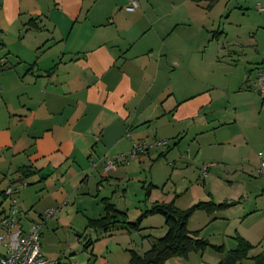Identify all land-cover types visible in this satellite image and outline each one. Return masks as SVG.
Here are the masks:
<instances>
[{"label": "crops", "instance_id": "0c3cea01", "mask_svg": "<svg viewBox=\"0 0 264 264\" xmlns=\"http://www.w3.org/2000/svg\"><path fill=\"white\" fill-rule=\"evenodd\" d=\"M230 1L140 0L130 11L128 0H0V216L8 206L3 191L21 184L22 222L58 207L50 228L87 239L82 264H128L131 250L147 251L167 232L162 214L145 213L156 203L227 204L195 211L190 231L233 217L240 201L217 199L213 184L220 163L260 165L254 148L264 145V26L253 23L230 40ZM172 139H187L189 155L175 154L167 170L158 161H168ZM138 141L151 146L104 171L107 157L131 152ZM190 159L210 164L204 192L197 185L155 196L156 176ZM108 203L127 223L90 226L107 215ZM256 212L244 209L233 222ZM197 213L208 215L200 227ZM254 231L264 236V222L252 233H224L229 241L206 239L234 249L237 235L254 244ZM46 239L47 232L42 253L57 258Z\"/></svg>", "mask_w": 264, "mask_h": 264}, {"label": "rangeland", "instance_id": "374dc122", "mask_svg": "<svg viewBox=\"0 0 264 264\" xmlns=\"http://www.w3.org/2000/svg\"><path fill=\"white\" fill-rule=\"evenodd\" d=\"M259 3L260 2H258V0L230 1L231 10L226 14L228 15L230 13V19L233 23V25L228 30L230 40L238 39L241 33L243 35L244 31H248L251 28L248 27V29H246V26H250L253 23H259L264 26V19L260 18L264 12L259 10ZM228 16H226V18ZM262 20L263 22H261ZM241 24H243V30L241 28ZM233 128L236 129V127ZM219 133L220 132L217 133V136H219ZM178 140L179 139L170 140L169 144L173 146L171 149V151H173L170 155H168V161L166 158L158 161V163H161L159 167L163 166L168 170L170 167L168 162L172 161V163H174L173 160L177 158L175 154L179 156H182L181 154L189 155V152L187 151L188 147H185L187 139L181 143L179 142L177 145H174V143ZM261 144L260 146L254 148V152L256 154L254 155V159L258 157L260 162V152L264 155V145ZM233 150L235 149L233 148ZM191 159L187 161L189 162L188 164L183 165V163H178L175 169L170 168V173H163L161 175L158 174L156 176L157 191L154 192V195L158 197H163L164 195L168 196V194L177 195L178 189L180 191L189 187V189L192 190L197 185V189H202L204 192L203 181H205L208 177V175H204V167L210 164L203 163L201 166H198ZM217 164H219V162H217ZM220 166H222L221 169L218 168V165L217 167H212L213 170L218 168L219 171L216 173V179L214 180L213 184L216 198L222 200L225 197H228L230 200L235 199L240 201L231 209V212H233V217L240 216L244 209H246V214L253 210H257V212L254 215L248 214L247 216H244L242 221L240 220L239 222L235 223L233 222V217H227L220 220L216 219L214 220V225H210L212 227L208 229L205 227L206 229H201V232H191L192 234L198 232L195 235H197L196 237L199 238H208L213 241H223L226 238L224 241H229V236H225L224 233H228L229 235V231L239 227L244 230H248L249 233H252L251 231L255 230L256 226L264 222V178L259 175L260 165L258 166L257 171L254 167H247L246 162H239L238 164H235V166L225 162L220 163ZM208 185L210 187L209 183ZM205 192L207 193V190H205ZM256 193L260 194L256 195ZM200 214L204 213H197V215L194 216L195 224L193 225H196V227L203 225L206 222V216H208L203 215L202 217ZM157 216L161 217V215ZM48 229H50V231H47ZM46 232L47 239L45 242L46 245L49 246L55 253V257H57L55 259L64 262L70 258H74V260L83 262V259L80 257V253L84 252V246L87 242V239L84 240V238H82V240L79 241V239L75 237L76 235L66 228H60L54 231L52 227L50 228L49 222V225H45L41 231V243L43 244L44 234ZM49 232H51V234ZM255 232L256 231L253 232L255 243L253 244L251 242L254 247L238 264H255L254 256L259 253H264V236H258V234ZM262 239L263 243L260 244L259 241H262ZM235 243V245L238 244L236 239ZM221 246H223L222 250H219L213 246H206L204 249L198 248L191 251L187 256H172L167 259L166 264H216L217 261L229 251V249H232L229 244H226V246Z\"/></svg>", "mask_w": 264, "mask_h": 264}, {"label": "built area", "instance_id": "2783aa9c", "mask_svg": "<svg viewBox=\"0 0 264 264\" xmlns=\"http://www.w3.org/2000/svg\"><path fill=\"white\" fill-rule=\"evenodd\" d=\"M140 6V0H128L127 9L136 10ZM258 89L264 95V62L258 67ZM159 141L156 144H165ZM151 145L145 141L133 144L131 152L122 156L107 157L104 162V171H116L121 162L130 164L131 160L144 152ZM261 162L259 174L264 178V155L260 152ZM122 160V161H121ZM209 165L204 167L206 171ZM21 184L11 183L3 191L4 200L8 202L7 208L0 216V264H82L78 260L61 262L57 259L46 257L42 253L41 231L49 220L58 214V207L47 208L37 221L25 225L22 222V208L19 198Z\"/></svg>", "mask_w": 264, "mask_h": 264}, {"label": "trees", "instance_id": "16d2710c", "mask_svg": "<svg viewBox=\"0 0 264 264\" xmlns=\"http://www.w3.org/2000/svg\"><path fill=\"white\" fill-rule=\"evenodd\" d=\"M212 3L218 0H210ZM227 206V204H217L214 201H200L188 209H180L174 203H156L145 213H159L165 217L167 225L166 234L157 239L153 245L143 254L136 250H131V258L128 264H166L168 258L172 256H187L191 251L206 246H213L219 250L223 246L210 243L206 238L196 237L188 228V222L192 214L199 210H214ZM107 215L90 221V226L96 228H109L117 223H127L125 213L119 211L113 204L106 205ZM129 223V222H128ZM131 226L138 227L139 221L132 223ZM238 245L229 250L218 264H238L249 251L254 247L253 244L244 237L237 235ZM255 264H264V253L254 256Z\"/></svg>", "mask_w": 264, "mask_h": 264}]
</instances>
